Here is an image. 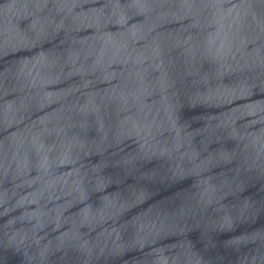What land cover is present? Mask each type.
I'll return each mask as SVG.
<instances>
[{
  "label": "water",
  "instance_id": "95a60500",
  "mask_svg": "<svg viewBox=\"0 0 264 264\" xmlns=\"http://www.w3.org/2000/svg\"><path fill=\"white\" fill-rule=\"evenodd\" d=\"M0 264H264V0H0Z\"/></svg>",
  "mask_w": 264,
  "mask_h": 264
}]
</instances>
